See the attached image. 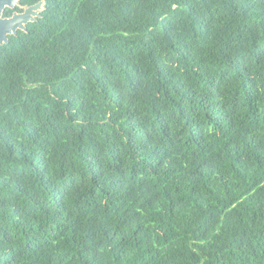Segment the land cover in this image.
Masks as SVG:
<instances>
[{
  "label": "trees",
  "instance_id": "16d2710c",
  "mask_svg": "<svg viewBox=\"0 0 264 264\" xmlns=\"http://www.w3.org/2000/svg\"><path fill=\"white\" fill-rule=\"evenodd\" d=\"M0 264H264V0H45L9 35Z\"/></svg>",
  "mask_w": 264,
  "mask_h": 264
},
{
  "label": "water",
  "instance_id": "95a60500",
  "mask_svg": "<svg viewBox=\"0 0 264 264\" xmlns=\"http://www.w3.org/2000/svg\"><path fill=\"white\" fill-rule=\"evenodd\" d=\"M45 0L24 6L21 0H0V46L9 42V35H16L17 31L27 30V24L33 22L41 15ZM23 8L22 11L14 10L11 15H4L6 8Z\"/></svg>",
  "mask_w": 264,
  "mask_h": 264
}]
</instances>
